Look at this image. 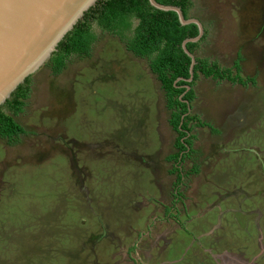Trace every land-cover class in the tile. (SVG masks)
Masks as SVG:
<instances>
[{"label":"rangeland","instance_id":"374dc122","mask_svg":"<svg viewBox=\"0 0 264 264\" xmlns=\"http://www.w3.org/2000/svg\"><path fill=\"white\" fill-rule=\"evenodd\" d=\"M192 2L205 27L195 55L241 57L256 82L197 80L190 112L211 127L192 123L200 170L180 199L149 59L96 26L89 56L32 74L15 116L28 133L0 137V264H264V0Z\"/></svg>","mask_w":264,"mask_h":264},{"label":"trees","instance_id":"16d2710c","mask_svg":"<svg viewBox=\"0 0 264 264\" xmlns=\"http://www.w3.org/2000/svg\"><path fill=\"white\" fill-rule=\"evenodd\" d=\"M161 4L175 5L182 8L184 16L189 18L192 0H156ZM108 31L124 40L127 49L138 57L149 59L152 72L157 76L165 93L167 108L170 111L169 124L177 133L174 147L176 151L168 157L174 161L172 173L179 172L177 164L192 159L193 165L188 174H196L200 165L196 162L199 151L194 148L195 125L209 126L196 114L190 112L196 98L194 86L201 75L218 81L228 80L232 83L246 85L255 83V78L245 79L241 75V57L232 67H221L217 62L197 57L193 79L190 67L192 59L182 47L188 37L199 34L195 23L182 25L175 11H163L153 7L149 0H99L75 27L59 43L49 65L53 74H60L71 57L89 56L97 40L95 28ZM201 41V40H200ZM200 41L187 43L190 52L195 53ZM32 77L29 76L12 93L11 97L0 106V137L9 145H16L20 138L28 133L27 129L16 120V115L23 111L31 92ZM190 86V89H187ZM178 174L175 185L181 182Z\"/></svg>","mask_w":264,"mask_h":264},{"label":"water","instance_id":"95a60500","mask_svg":"<svg viewBox=\"0 0 264 264\" xmlns=\"http://www.w3.org/2000/svg\"><path fill=\"white\" fill-rule=\"evenodd\" d=\"M98 1L0 0V106L27 77L52 57L59 43ZM149 1L157 9L175 11L182 25L195 23L198 26L199 34L186 38L182 43L184 51L192 59L191 77L188 79L191 81L197 59L187 48V43L198 42L203 37L202 21L186 18L179 6Z\"/></svg>","mask_w":264,"mask_h":264},{"label":"flooded vegetation","instance_id":"af4514ba","mask_svg":"<svg viewBox=\"0 0 264 264\" xmlns=\"http://www.w3.org/2000/svg\"><path fill=\"white\" fill-rule=\"evenodd\" d=\"M176 138V137H175ZM174 142H175V140H174ZM174 145V144H173ZM174 149H175V147H174ZM176 150V149H175ZM170 156V155H169ZM168 156V157H169ZM168 157H167V159H168ZM170 161V160H169ZM170 162H173V164L175 165V163H174V161H170ZM184 162H182V163H179V164H177V166H179V172H175V180H174V183H173V186H174V191H173V196H174V198L176 199V200H179L180 199V197L182 196L181 195V191L179 192V187L181 186V184L183 183V181H184V178L185 177H187V175H189L188 174V171H186V172H184V170H183V167H182V164H183ZM179 173H181V175H182V178H181V182L178 184V185H175V183H176V181L178 180V174ZM187 174V175H186ZM169 213H170V211H169ZM168 213V214H169ZM210 234H208L207 235V237H209L210 238ZM162 255H164V254H162ZM165 256V255H164Z\"/></svg>","mask_w":264,"mask_h":264},{"label":"clouds","instance_id":"9594fccd","mask_svg":"<svg viewBox=\"0 0 264 264\" xmlns=\"http://www.w3.org/2000/svg\"><path fill=\"white\" fill-rule=\"evenodd\" d=\"M189 18H190V17H189ZM204 29H205V27H204ZM200 40H201V39H200ZM200 40H199V41H200ZM194 54H195V53H194ZM196 58H197V56H196ZM241 61H242V60H241ZM31 76H32V75H31ZM23 83H24V82H23ZM16 89H17V88H16ZM5 102H6V101H5ZM3 104H4V103H3ZM189 175H190V174H189Z\"/></svg>","mask_w":264,"mask_h":264}]
</instances>
